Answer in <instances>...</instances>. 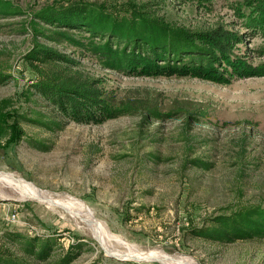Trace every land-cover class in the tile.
Instances as JSON below:
<instances>
[{"label": "rangeland", "instance_id": "1", "mask_svg": "<svg viewBox=\"0 0 264 264\" xmlns=\"http://www.w3.org/2000/svg\"><path fill=\"white\" fill-rule=\"evenodd\" d=\"M10 1L22 14L0 16V69L11 75L0 84V171L13 172L60 200L80 199L104 237L97 236L89 218L72 211L78 213L76 206L20 197L0 181V251L8 245L4 233L20 231L57 235L61 252L79 244L71 264H164L113 256L126 245L193 264H264V238L214 242L192 232L220 212L264 206V76L229 84L134 76L76 53L83 70L104 78L102 85L126 113L100 124L72 121L50 130L36 122L40 115L61 117L46 99L31 94L36 75L24 58L31 45L26 28L34 11L69 0ZM85 1L109 9L130 2ZM131 1L148 3L175 26L205 28L230 25L235 19L231 4L239 0ZM262 42L254 35L247 46ZM57 47L72 50L66 44Z\"/></svg>", "mask_w": 264, "mask_h": 264}, {"label": "trees", "instance_id": "2", "mask_svg": "<svg viewBox=\"0 0 264 264\" xmlns=\"http://www.w3.org/2000/svg\"><path fill=\"white\" fill-rule=\"evenodd\" d=\"M231 9L235 19L230 25L218 22L205 28L175 26L148 3L131 0L111 9L69 0L34 11L26 28L31 45L24 54L36 75L29 88L61 117L42 114L36 122L55 130L72 121L100 124L126 113L102 85L104 78L84 71L76 53L94 57L103 68L134 76L195 77L219 84L264 76V42L255 48L247 46L254 35L264 41V0H239ZM18 14L21 10L10 0H0V16ZM58 44L71 47V52L60 50ZM10 77L0 69V84ZM19 133L18 137L24 134L20 127ZM194 163L206 164L200 159ZM192 232L214 242L264 238V206L220 212ZM4 239L8 245L0 251V264H71L80 254L73 251L79 244L61 252L57 235L6 231Z\"/></svg>", "mask_w": 264, "mask_h": 264}, {"label": "bare ground", "instance_id": "3", "mask_svg": "<svg viewBox=\"0 0 264 264\" xmlns=\"http://www.w3.org/2000/svg\"><path fill=\"white\" fill-rule=\"evenodd\" d=\"M0 181L10 186L12 189H14L20 195V197L21 196L22 197H32V198L40 199L48 203H53V204L58 203L69 209H72L71 208L72 206L70 205L76 206L78 213L74 209H72V211L75 214H78L85 218H89L93 223V230L97 234V236H99L100 238L104 237L103 232H101L100 225L98 224L96 219H94L90 215L89 212L87 213V211H85L86 209L84 210L85 208L84 203L80 199H77L75 197H69L70 200L69 199L60 200L59 198H56L55 196L51 195L49 192L40 189L32 182L27 181L25 178L21 176H17L13 172L0 171ZM125 247H126V251L122 253L121 252L118 253L116 251H113L114 252L113 253L111 249L109 250H110V253L115 254V256L118 255L117 257L121 256L125 258H133V259L143 260V261L159 260L163 262L164 264H193L190 261H187L182 258H178L177 256H174V255H171L165 252H161L158 250L139 251V250L132 248L131 246L129 247L128 245H126Z\"/></svg>", "mask_w": 264, "mask_h": 264}, {"label": "built area", "instance_id": "4", "mask_svg": "<svg viewBox=\"0 0 264 264\" xmlns=\"http://www.w3.org/2000/svg\"><path fill=\"white\" fill-rule=\"evenodd\" d=\"M16 217H17V213H16V211H13L12 213H11V219H16Z\"/></svg>", "mask_w": 264, "mask_h": 264}, {"label": "water", "instance_id": "5", "mask_svg": "<svg viewBox=\"0 0 264 264\" xmlns=\"http://www.w3.org/2000/svg\"><path fill=\"white\" fill-rule=\"evenodd\" d=\"M109 254H111V253H109ZM111 255H113V254H111ZM113 256H115V255H113ZM117 257V256H116Z\"/></svg>", "mask_w": 264, "mask_h": 264}]
</instances>
